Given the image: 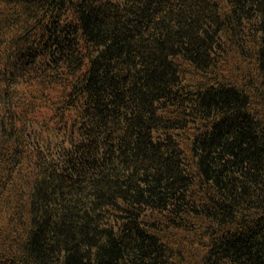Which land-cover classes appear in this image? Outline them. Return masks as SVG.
Returning <instances> with one entry per match:
<instances>
[{
	"label": "trees",
	"instance_id": "trees-1",
	"mask_svg": "<svg viewBox=\"0 0 264 264\" xmlns=\"http://www.w3.org/2000/svg\"><path fill=\"white\" fill-rule=\"evenodd\" d=\"M0 264H264V0H0Z\"/></svg>",
	"mask_w": 264,
	"mask_h": 264
}]
</instances>
